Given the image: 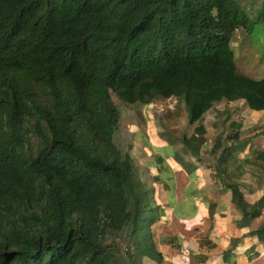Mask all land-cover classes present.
<instances>
[{"label": "trees", "instance_id": "obj_1", "mask_svg": "<svg viewBox=\"0 0 264 264\" xmlns=\"http://www.w3.org/2000/svg\"><path fill=\"white\" fill-rule=\"evenodd\" d=\"M256 26L264 0H0V264H118L113 232L127 234L126 252L142 263L264 264V219L250 224L264 216V191L241 179L264 171L260 133L243 135L227 112L216 160L199 156L198 121L216 103L264 111V76L241 72L232 47ZM113 94L184 103L195 126L181 142L209 169L213 194L230 195L240 234L219 245L211 223L194 247L179 234L155 241L173 206L117 144ZM207 207L212 218L216 203Z\"/></svg>", "mask_w": 264, "mask_h": 264}, {"label": "rangeland", "instance_id": "obj_2", "mask_svg": "<svg viewBox=\"0 0 264 264\" xmlns=\"http://www.w3.org/2000/svg\"><path fill=\"white\" fill-rule=\"evenodd\" d=\"M232 47L241 72L256 78L264 76V27L256 26L247 35H243V33L235 35ZM113 98L121 113L119 127L115 133L116 142L123 150L131 151L137 173L149 185L159 187L157 200L173 206L171 212L173 211L175 223H166V225H172L170 233L179 234L186 244L196 238L198 240V234H189V228H185L184 225H188L186 222H195L199 217L200 195L202 207H206L210 202L219 201L218 210H221L224 206L227 207V204L222 198H217L213 194L216 184L212 183L209 170H206L203 162L201 167L206 171L204 176L206 182L201 190L202 184L200 183L203 174L201 169L195 166L198 162L197 158L192 156L181 142L184 135H191L195 126L188 123L184 103L178 102L176 106L171 107L169 101L164 98H157L149 104L129 103L121 100L115 94H113ZM227 112H231V118L242 121L243 135L260 133L253 142L254 149L264 147V111L252 110L244 100L234 102L223 100L216 103L204 115L203 119L198 121V124L204 123L207 129V142L202 146L199 155L207 162L216 160L217 156L210 153L215 139L220 135L223 140L226 136L229 123L227 121L229 113L227 114ZM251 154L252 152L249 153V155ZM234 166L235 164H233ZM249 167L247 166L248 170ZM234 175L237 173L235 172ZM254 175L247 172L241 176V179L250 183L258 193H261L264 191V171L258 170V173ZM206 209L209 213L208 207ZM216 213L215 209L214 216L210 221V224H214L211 231L212 237L221 233L220 226L224 219V217L217 218ZM228 218L230 220H225L226 226L233 231H239V211L230 212ZM263 219L264 216L255 218L250 221V224L255 227ZM181 222L184 225L180 224ZM153 233L154 239L158 243L160 230L154 229ZM108 242L114 244L118 264H150V262L142 263L141 259L130 256L131 254L126 252L129 241L125 232L111 233ZM165 261L172 262L169 256L165 257Z\"/></svg>", "mask_w": 264, "mask_h": 264}, {"label": "crops", "instance_id": "obj_3", "mask_svg": "<svg viewBox=\"0 0 264 264\" xmlns=\"http://www.w3.org/2000/svg\"><path fill=\"white\" fill-rule=\"evenodd\" d=\"M201 169V172H202V177L205 176L206 174V171L205 170H202V167L200 166L199 167ZM207 170V168H206ZM209 170V169H208ZM209 172V175H210V171ZM206 180H205V177L202 179V182L200 184H202V187H201V190H203V185L205 184ZM209 181L207 180V183ZM199 191V190H198ZM201 194V193H200ZM217 198H222L223 201L225 202V204H227V207L224 206L223 209L221 210H218L219 208V204L220 202H216V217H224L223 219V223H221V226H220V229H221V233L219 235H217L216 237H212L215 241H217L219 243V245L222 244V240H221V235H224L226 233H229V234H240V231H233L231 229H229L230 227L226 226L225 224V220L227 221L229 218V213L230 212H237V209L235 207L232 206L231 202H230V195L228 193L224 194V195H221V196H216ZM225 198V200H224ZM200 199L201 198V195H200ZM202 201H200L198 203V211H199V217L195 220V222L193 223H189V222H186V224L188 225H184L183 222H181L180 224H183L185 226V228H189L188 231H189V234H193V235H197V237H200V236H204L208 233L209 231V228H211V224H210V219L211 218V215L210 213H208L207 211V206L206 207H202V205L200 204ZM200 204V205H199ZM231 207H232V210H231ZM226 208V209H225ZM230 208V209H229ZM167 211V212H166ZM227 211H230L229 213ZM168 216H169V219H168ZM173 211L171 212V209H166L165 210V214L163 215V222H162V231L160 230V234L161 233H166V234H171L170 233V228H172L171 226L172 225H166L167 222H170L169 224L171 223H175V220L173 218ZM208 217L210 221H208ZM230 220V219H229ZM212 231V230H211ZM210 235L211 232H210ZM217 238V239H216ZM197 242V238L196 240H193L191 243H189V245H191V247H194V244Z\"/></svg>", "mask_w": 264, "mask_h": 264}, {"label": "built area", "instance_id": "obj_4", "mask_svg": "<svg viewBox=\"0 0 264 264\" xmlns=\"http://www.w3.org/2000/svg\"><path fill=\"white\" fill-rule=\"evenodd\" d=\"M168 101L171 107H174L177 103V100L175 98H169Z\"/></svg>", "mask_w": 264, "mask_h": 264}]
</instances>
